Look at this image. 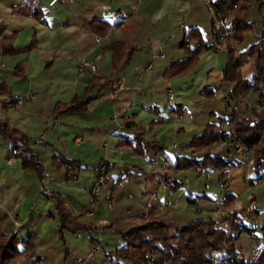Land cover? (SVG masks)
<instances>
[{
	"label": "crops",
	"instance_id": "obj_1",
	"mask_svg": "<svg viewBox=\"0 0 264 264\" xmlns=\"http://www.w3.org/2000/svg\"><path fill=\"white\" fill-rule=\"evenodd\" d=\"M27 1L0 0V39L20 51L28 49L11 54L0 46V86L8 88L0 94V120L30 137L46 173L41 178L35 169L24 168L11 154V142L0 137V227L17 235L23 253L29 241L34 243L19 264H88L100 253L97 264H107V259L121 264L117 256L105 254L123 243L106 227L139 222L149 208L159 209V216L174 224L217 220L215 199L238 202L264 184L246 182V177L264 178V168L250 167L243 156L226 168L232 181L224 192L216 168L183 169L185 159L207 155L188 147L195 137L211 124L230 128L223 99V91L233 86L224 80L229 54L226 44L216 48L212 38L214 31L231 25L229 20L213 21L211 9L197 0H67L53 7L50 0H39L42 21L15 11ZM248 20L252 27L237 45L239 53L261 38L264 20L256 3ZM134 25L130 46L119 48L121 52L131 48V58L117 69L110 46L125 41V26ZM194 27L201 30L206 49L188 72L171 68L186 60L183 46ZM83 60L94 62L96 72L81 70ZM249 67L247 63L243 70L250 77ZM122 80L125 88L113 94L114 82ZM169 88L175 92L177 110L168 105ZM75 95L93 96L88 111H68L53 120L56 105L69 103ZM249 97L257 100L258 92ZM11 98L16 104L4 108ZM58 152L79 163L76 178L66 180L69 166L53 164ZM223 152L220 142L211 149L212 154ZM102 163L111 166L109 180L101 199L94 201L90 188ZM43 188L61 195L68 210L92 229L66 231L62 238L56 202ZM252 194L257 203L260 195L249 193L248 198ZM257 207L259 215L263 210ZM247 214L242 210L241 215ZM256 222L245 218L243 224L250 228ZM221 226L225 228L227 220ZM91 235L100 246L91 242Z\"/></svg>",
	"mask_w": 264,
	"mask_h": 264
},
{
	"label": "trees",
	"instance_id": "obj_2",
	"mask_svg": "<svg viewBox=\"0 0 264 264\" xmlns=\"http://www.w3.org/2000/svg\"><path fill=\"white\" fill-rule=\"evenodd\" d=\"M253 3L257 4L259 14L264 20V0H218L210 9L213 21L224 23L229 20L233 34L226 48L229 54V61L225 70L224 80L233 83L231 93L237 101H244L250 98L252 91L258 92L257 100L251 109H245L237 118L235 130L246 145L248 153L254 158L255 169L264 168V107L258 105L259 99L264 96V25L261 29V38L253 43L245 52L239 53L237 45L244 39V33L251 29L249 23V15ZM24 15H34L42 21L44 19V11L40 8L39 0H29L15 11ZM137 26H125V41H117L111 44L113 50L115 68H119L123 63L129 62L132 54L131 48L127 52L119 51L123 45L131 43V38L135 34ZM2 29H0V37ZM189 47L184 43V49L187 53L185 61L175 63L172 66L182 67L181 70L188 72L193 69L199 56L206 49L203 34L197 27L189 30L187 34ZM191 41L194 42L191 45ZM0 46L5 53L17 54L26 50H18L7 43L6 40L0 39ZM215 47V46H214ZM123 58V60H121ZM121 60V61H120ZM249 63L251 76H246L244 66ZM8 88L0 86V94L6 93ZM93 96L75 95L69 103L57 104L54 108L53 120L57 121L58 116L68 111H88L89 104ZM251 99V98H250ZM252 100V99H251ZM16 100L10 99L4 104V108L15 105ZM222 129L211 124L201 134L195 137L189 144V148L194 152L207 151L201 159L188 158L185 159V168L191 169L195 167H214L222 171V178L227 173L232 159L225 151L223 154H212L211 149L216 143L220 142ZM0 137H6L10 142V150L13 157L22 163L24 168L35 169L41 178L46 176L43 170V163L38 155L31 147V139L23 131L14 128L9 121L0 120ZM140 137V136H139ZM53 164L57 167H68L66 170V180L76 178V170L80 168L79 163L75 160L66 158L63 154H54ZM179 165V164H178ZM111 167V166H110ZM182 167V166H181ZM180 169L177 167L176 170ZM175 170V171H176ZM171 173L165 175V180H169ZM167 176V178H166ZM263 178V177H262ZM178 185V182L175 183ZM45 195L56 202V209L60 216L59 233L64 238L66 231L78 232L81 230L90 231L92 228L80 223L78 218L74 216L66 207L65 200L57 193H49L42 189ZM190 203H194L190 201ZM160 210L157 208H149L147 216L139 222H135L125 228H115L108 226L105 229L110 230L120 236L123 243L112 252H105L107 256H117L128 264H148L147 257L154 250L157 254L154 264H213L207 262L206 253L214 249L228 248L229 259L242 262L243 256L239 254L236 248L238 236H226L223 227L218 226L217 220H196L183 224L169 223L162 219ZM233 228L240 230L250 229L245 224H233ZM92 243L100 245V241L94 236H90ZM19 239L16 234H6L0 227V264H19L24 256L29 255L34 248V243L28 242V249L25 253L21 252L19 247ZM220 264H223L221 262ZM255 264H264V255Z\"/></svg>",
	"mask_w": 264,
	"mask_h": 264
},
{
	"label": "built area",
	"instance_id": "obj_3",
	"mask_svg": "<svg viewBox=\"0 0 264 264\" xmlns=\"http://www.w3.org/2000/svg\"><path fill=\"white\" fill-rule=\"evenodd\" d=\"M67 0H50L48 5L49 7H53L58 3H64ZM202 5L206 6L207 8L211 7L214 3H216L218 0H197ZM183 25V24H182ZM233 34V29L231 26H224L212 33L213 38V44L216 48H219V45L221 43L226 44L231 38V35ZM100 42L101 40L98 39ZM186 47H189L190 43L188 41V38L185 40ZM81 70H91L92 72H96L97 66L94 62L89 60H83L80 64ZM125 88L124 82L117 81L113 84V94H117L120 91H122ZM223 99L225 106L228 110V117H227V123L230 126L228 130L222 129V136L220 138V143L224 147V151L232 158L235 159L238 156H243L247 160V164L252 167L254 165V158L250 156L248 153L246 145L241 141L239 138L236 130V120L238 116L245 110V109H251L254 102L250 98L245 99L244 101L240 102L237 101L231 91L229 89H225L223 91ZM168 105L171 109L177 110L178 103L176 100L175 92L172 88H169L168 90ZM258 105L260 107H264V96L259 99ZM186 113V110H184ZM198 172H203L202 167H196ZM109 169L110 165L107 163H102L96 173V178L93 183V185L90 188V193L92 195V198L94 201L101 199V192L106 187L107 182L109 180ZM218 175L220 176L221 180V186H228L229 181H231V176L229 173L222 178L221 174L222 171L217 168ZM246 182L250 185L256 184V183H262L264 182V178L259 177L255 180L251 179L250 177H246ZM109 198V197H108ZM110 200V199H109ZM224 201L222 200V197L217 198L213 201V210L217 214V220L218 226L222 225L223 217L229 216L231 217V221H227V226L223 228L225 230L226 236L230 235H240V228H233V224L242 225L244 223L245 218H250L254 221H257L258 218V207L256 204V196L252 194L248 198V205L246 208L242 206L240 202H235L232 206H226L224 205ZM242 210L246 211L248 214L246 217H244L242 214ZM250 234L252 237L256 238V245L254 249L251 252L249 259H243L242 262H239L235 260L234 258L229 259V252L228 248L225 247L223 249H214L206 253V259L207 262L213 263V264H220L223 262V264H255L258 262L262 256L264 255V222H256V225L251 227L249 229ZM156 252L153 250L150 255L147 257V263L148 264H154L156 259Z\"/></svg>",
	"mask_w": 264,
	"mask_h": 264
},
{
	"label": "rangeland",
	"instance_id": "obj_4",
	"mask_svg": "<svg viewBox=\"0 0 264 264\" xmlns=\"http://www.w3.org/2000/svg\"><path fill=\"white\" fill-rule=\"evenodd\" d=\"M253 99L257 97V95L255 97L251 96ZM197 169V168H196ZM221 178L219 177V184L220 186L222 185L221 184ZM232 181V180H231ZM231 181H229V184L228 186L230 185ZM228 186H221L222 188V192H224L223 190L225 188H227ZM214 189H216L218 191V189H220V187L216 188L214 187ZM249 193H258L260 195V198L258 200V202L256 203L257 205H259L260 207H262L261 209L263 211H261V213H259L258 215V218H257V221H259L260 223H263L264 222V184H261V185H256L254 188H252L251 190L247 191V193L244 195V197L242 196L240 198V200H238V202H240L241 204L244 205V207H246L248 205V196ZM235 202L233 203H226L224 205L226 206H232ZM214 211V210H213ZM216 214V212H214ZM217 216V214H216ZM218 217V216H217ZM227 220L228 222L231 221V217L229 216H225L223 217V220ZM217 220H219V218H217ZM142 221V220H141ZM238 225V224H236ZM108 236V235H107ZM236 236V235H235ZM103 239V238H102ZM104 241H107L106 238L104 239ZM255 242V241H254ZM252 242V240L250 239V236H249V232L245 229L242 231V234L241 236L239 237L238 241L236 242V247L238 250L240 251H243L242 254H243V258H245L246 260L250 258V255H251V252L252 250L254 249L256 243ZM100 246V245H99ZM107 248V247H106ZM102 250V249H101ZM107 252H110L109 250ZM112 252V251H111ZM102 253H100L101 255ZM100 255H96L95 258L93 260H90L88 262V264H97L98 261H99V257ZM114 257V256H112ZM108 258V257H107ZM108 263L107 264H112V262L110 261V259H107ZM121 264H128V262L125 261L124 263V260H122Z\"/></svg>",
	"mask_w": 264,
	"mask_h": 264
}]
</instances>
